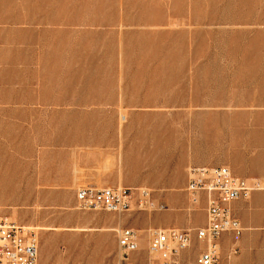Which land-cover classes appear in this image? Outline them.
<instances>
[{
    "label": "rangeland",
    "instance_id": "rangeland-1",
    "mask_svg": "<svg viewBox=\"0 0 264 264\" xmlns=\"http://www.w3.org/2000/svg\"><path fill=\"white\" fill-rule=\"evenodd\" d=\"M222 165L256 183L236 200L250 218L264 192V0H0V220L37 233L41 264H147L165 212L204 211L190 167ZM106 186L151 203L78 208L79 188ZM241 211L220 264L264 259V237L240 241ZM121 228L139 234L122 262Z\"/></svg>",
    "mask_w": 264,
    "mask_h": 264
},
{
    "label": "built area",
    "instance_id": "built-area-1",
    "mask_svg": "<svg viewBox=\"0 0 264 264\" xmlns=\"http://www.w3.org/2000/svg\"><path fill=\"white\" fill-rule=\"evenodd\" d=\"M255 185L250 186L246 179L236 176L228 166L190 167L187 193L194 205L201 204L202 195H205L207 213L206 224L196 230V238L204 242V248L195 264H220V236L224 232L239 234L241 231L231 205L256 189ZM149 197L147 189L124 186L81 187L76 192L78 208L117 213L129 211L133 206L144 208L151 203ZM117 238L120 262L126 261L137 246L139 234L133 228H121L117 230ZM191 243L190 231L174 228L155 230L150 240L147 264H184L180 252L190 247ZM39 249L38 235L31 227L7 219L0 220V264H41Z\"/></svg>",
    "mask_w": 264,
    "mask_h": 264
},
{
    "label": "crops",
    "instance_id": "crops-1",
    "mask_svg": "<svg viewBox=\"0 0 264 264\" xmlns=\"http://www.w3.org/2000/svg\"><path fill=\"white\" fill-rule=\"evenodd\" d=\"M232 24H233L232 22H224V25H227L226 27H228L226 31L232 30V27H233ZM30 181L32 180H29V182ZM263 199H264V192L257 191L253 193V197H252L249 207L256 206V208L251 209L250 218H247L246 216V208L248 207L247 204H243L240 201H234L232 203L231 206H232L233 211L234 209H239V210L243 209V211H241L242 212L241 218H242L243 224L245 225V231L242 233L240 237L241 242H244L248 239H253L254 241L256 239L264 237V231L261 230V228L264 227V210L261 208H258V206L262 203ZM202 204L204 206V211L203 212L196 211L189 218H187L184 215V213H182L178 209L165 212V214L169 217V219L164 224V227H167L169 229L180 227L184 231H187V230L191 231L196 228L204 226L207 221L205 195H202ZM249 228H251V230ZM192 241L195 242V244H198L199 247L204 245V242L196 238V232L192 233ZM232 241H233V235L231 233H224L220 237V245H221L222 253L228 250L230 243ZM234 264H264V259L263 257L260 258L257 255L253 257L251 256L249 259L246 260L244 257L241 256L240 258L236 259V261H234Z\"/></svg>",
    "mask_w": 264,
    "mask_h": 264
},
{
    "label": "bare ground",
    "instance_id": "bare-ground-1",
    "mask_svg": "<svg viewBox=\"0 0 264 264\" xmlns=\"http://www.w3.org/2000/svg\"><path fill=\"white\" fill-rule=\"evenodd\" d=\"M123 118H124V117H123ZM154 208H156V206H155V205H153V206L151 205V207L149 206L147 210H148V211H152Z\"/></svg>",
    "mask_w": 264,
    "mask_h": 264
}]
</instances>
